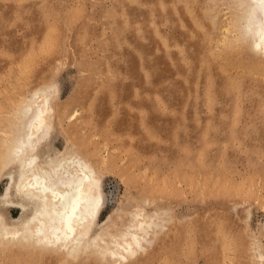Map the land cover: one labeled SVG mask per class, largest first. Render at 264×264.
<instances>
[{
  "label": "rangeland",
  "instance_id": "374dc122",
  "mask_svg": "<svg viewBox=\"0 0 264 264\" xmlns=\"http://www.w3.org/2000/svg\"><path fill=\"white\" fill-rule=\"evenodd\" d=\"M250 6L0 0V228L31 213L5 201L17 164L4 153L30 92L52 85L63 118L39 153L76 151L94 163L99 229L125 207L163 210L147 251L128 264H258L250 246L264 255V53ZM89 239L66 253L0 230V264H112Z\"/></svg>",
  "mask_w": 264,
  "mask_h": 264
},
{
  "label": "bare ground",
  "instance_id": "6f19581e",
  "mask_svg": "<svg viewBox=\"0 0 264 264\" xmlns=\"http://www.w3.org/2000/svg\"><path fill=\"white\" fill-rule=\"evenodd\" d=\"M249 1L248 24L255 34L253 44L256 50L264 53V0ZM259 52L251 56L263 60ZM29 95L25 121L21 128L19 125L15 143L12 142L4 154L7 162L17 164V177L13 178L10 187L16 196L13 198L9 194V188L5 201L20 206L23 212L28 210L27 202L31 213H25L10 227H1L2 234L12 240L27 242L29 246L33 242L44 249L57 248L66 253L71 248L77 252L84 239L90 237L91 243L88 244L93 247L103 245L112 264H128L141 257L147 251L148 237L160 227L163 210L147 213L143 206L134 207V210L125 207L116 212L103 229H99L98 218L104 199L101 177L94 163L76 151L49 159L39 153L53 130L55 116L63 118L62 109L58 111L60 106L54 105L58 91L52 85L40 90L36 87ZM141 200V205L151 204L148 196ZM250 249L253 252L251 258L264 264L260 247L253 245ZM50 250L45 253L55 254ZM77 258L81 259H74ZM93 260L92 255L82 259L84 262Z\"/></svg>",
  "mask_w": 264,
  "mask_h": 264
}]
</instances>
